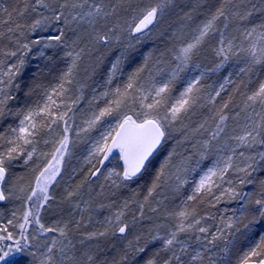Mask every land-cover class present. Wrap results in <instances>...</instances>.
Instances as JSON below:
<instances>
[{
  "label": "snow or ice",
  "instance_id": "snow-or-ice-1",
  "mask_svg": "<svg viewBox=\"0 0 264 264\" xmlns=\"http://www.w3.org/2000/svg\"><path fill=\"white\" fill-rule=\"evenodd\" d=\"M250 2L219 0L189 33L183 29L173 33L170 47L158 57L149 52L114 87L123 75L128 50L163 21L174 0L148 4L143 0H24L23 7L3 9L7 19L0 17V24L7 30L0 31V40L7 39L9 46L0 47V120L12 115L17 123L7 132L0 131V264H130L127 248L110 260L109 250L99 241L127 239L144 218L146 207L164 223L156 225L155 234L149 233L148 239L160 245L143 264H264V179L257 182L253 175H264V80L249 88L243 79L237 83L226 77L218 89L208 90L202 84L207 73L201 71L191 79L183 76L185 86L174 91L182 74L197 67L194 60L205 52L215 58L213 72L233 57L243 59L238 74L244 76L257 65L264 66V17L259 23L250 19L254 12H264V0L251 8L241 7ZM185 17L191 19L190 13ZM37 32L47 35L33 37ZM52 48L62 50L59 58L65 68L47 85L34 79L24 95L35 99L20 104L17 77L25 73L29 53L32 59L51 60L46 50ZM113 50L117 54L107 69L104 90L93 96L95 107L83 113L77 124V105L86 86L81 72L85 77L95 72L104 53ZM229 84L233 87L225 100L221 94ZM236 95L242 122L240 113L232 114L230 108ZM11 101L17 104L10 107ZM198 108L208 114L191 127L187 122ZM94 131L98 135L93 137ZM174 132L181 134L179 145L192 143L198 159L190 166L191 156L176 148L168 152L143 200L131 198L139 216L127 219L129 201L125 200L95 230H85L83 215L45 220L44 214L59 202L82 199L80 189L93 178L102 177V187L119 189L148 172ZM73 137L91 141L86 157L90 167L80 183L69 185L58 196L54 185L60 183L57 177L63 179ZM204 161L209 163L202 167ZM17 162L30 167L31 178L14 175ZM242 185L255 188L243 191ZM185 186L190 193L174 208L156 200L163 196L162 190L178 194ZM232 202L240 204L232 215L208 211L219 212L218 205ZM88 203L82 212L88 210ZM208 220H218L215 231L203 223ZM140 239L138 235L134 256L148 251L147 241L142 245ZM127 247H133L131 241Z\"/></svg>",
  "mask_w": 264,
  "mask_h": 264
},
{
  "label": "rangeland",
  "instance_id": "rangeland-1",
  "mask_svg": "<svg viewBox=\"0 0 264 264\" xmlns=\"http://www.w3.org/2000/svg\"><path fill=\"white\" fill-rule=\"evenodd\" d=\"M151 2H152V0H143L144 4H148ZM170 11H171V13H170ZM173 11H174V9L172 6L166 12V14H172ZM166 14H165V16H166ZM203 19H201V18H199V19L195 18V20L192 18L191 19L187 18V20L183 19V20L177 22L175 24V26L172 27L173 29L172 28L167 29V26L163 23L161 25H158V26L161 29L160 31L162 32V35H165V36L169 35V38L171 40H173V38H172L173 33H178L181 29H183L185 34H187L191 31L192 28H194L196 26V24L200 23ZM252 20L255 21L256 23L260 22L259 19H255V18ZM158 26H156L154 28L157 29ZM221 27H223V25H221ZM154 28H153V30H154ZM153 30L144 39H148L150 34L153 32ZM163 32H165V33H163ZM39 34L41 36L47 35V33H40V32H39ZM54 49L55 48H52V49H48L46 51L48 52L49 55H52L54 53ZM41 58H42V60H44L43 58H46V57H39V60ZM59 61L61 63V67L63 70L65 68V61L61 60L60 58H59ZM231 61H233L232 62L233 67H231V70H233V71H231L229 68V69H227V71L224 72V70L228 67V65ZM194 64L197 67L190 68L189 72L182 74V79L176 83V87L174 89V91L176 93H178L180 90H182V88L185 86L186 82L184 81L183 76H188V78L191 79L192 76L199 75V73L201 71H205L207 73L204 80L202 81V84L204 85L205 89H208V90L218 89L220 84H222L224 82V79L226 77L235 81V79L239 75L238 74L239 70L237 71V67L238 68L243 67L244 61L242 58L233 57L223 69H221L220 71H217V72H213L212 69L215 67V58L212 56L211 52L209 51V52H205V53L201 54V56L198 59L194 60ZM60 71H59V74H60ZM235 71H237V72L235 73ZM254 72L256 75H255V78L252 79L251 74ZM221 73H223V74H221ZM258 74L263 75V77H264V66L257 65L253 69V71L247 75L249 78H251V80H249L250 83L248 84L249 88H250V86H252L253 81L256 80V77H259ZM119 77L120 76H118V78L116 79V80H119L118 84L123 83V81L126 79V77H120V78ZM230 85L231 84H229L227 86V88ZM100 87L101 88H96L95 90H93V93L94 92L98 93V91H100V89L102 91L104 90L103 86H100ZM84 91H85V88L83 89V92ZM93 104H94L93 98L86 96V93H84V94L82 93V99L79 102V104L77 105L78 109L80 107V110L76 112L77 124L80 122V118H81L83 113L88 112L90 107H95V104L94 105ZM100 106H103V101H100ZM203 112L201 111L200 113H203ZM239 113H240V116L238 117V119L242 120V117L244 114L242 112H239ZM205 116L206 115H203V118ZM230 124H231V122H230ZM5 128H6V126L3 129H5ZM7 130L8 129H5L6 132H7ZM97 135H98V133L95 131L91 133V136H93V137L97 136ZM200 138H202V137H200ZM195 139H197V138L193 137V142L195 141ZM73 140L75 142L72 145H70L71 156H68L65 158V164H64L63 169H62L63 179H61L60 177H57V179L60 181L58 188H57L58 189L57 190L58 196L60 194H62L64 188L68 187L69 185H72L74 187L75 185H73V182L80 176L81 173H83L78 178L79 183H80L84 179V177H85V175H86V173L90 167V165H88L86 163V157L88 156L91 141L89 139H76L75 137H73ZM185 144H190V145H188L187 148H185V149L183 146L175 147L177 152L178 153H184L185 155H189L192 157L191 160L196 161L198 159V155L196 154L195 148L192 147V143H185ZM40 147L45 148V146L43 144H41ZM191 148H192V151H191ZM182 150H183V152H181ZM162 162L163 161H160L158 163L157 167H159V164ZM206 165H208V163L203 164L202 167H204ZM190 166H195V163L190 162ZM14 171H15L14 174H20V171L21 172L25 171L27 173L25 179L27 180V179L31 178V169L29 166H24V165L20 164L19 162H17V166L14 168ZM254 176L257 178V182L260 179H264V175H262L261 173H254ZM153 177H155V175ZM196 178L198 179V177H196ZM93 180H96V181H93ZM151 182L149 185L139 186L138 187L139 189L136 191V193H134V194L131 193V196L129 197V195H130L129 192H127V191L123 192L124 188L129 187V181L126 182V186H124V187H121L119 189H109V187H107V186L102 187V185H104V181H103L102 177L99 180H97L96 178H93L91 182L85 183L83 185V187L80 189L82 199L81 198H73V201L71 203L59 202L58 204L54 205L51 209H49L48 213L44 214L45 220L57 218L58 216L56 214V211L61 209L63 217H68L69 214H72L75 219H80L81 215H83L84 223L87 225V228L85 230H95V229L100 228V226H101L100 222L104 221L106 217L111 216L115 211H117L119 209V206L122 205L125 201V200H122V201L120 200L121 202H119L118 200L117 201L115 200V202H111L112 203V204H110L111 207H107V205H109V204H107L105 202H108L109 197H112V198L128 197L127 200L129 201V209L127 212V219L129 221H131L133 214L139 216V212L137 210L138 206L136 203L132 202L131 198L135 195V198L137 200L142 201L144 196L147 195V190L150 187ZM246 187L247 186H243V185L240 186V188L243 191H245ZM82 190H83V192H81ZM57 191H55V193ZM162 191H163V196H156V200L163 199L164 205H167V207L169 209H171V208H174L177 204H179L181 202V200L184 199L185 196L190 193V187L185 186V188L181 189L180 193H178V194L174 193L171 190H162ZM107 196H108V198H107ZM112 198H111V200H112ZM85 201L89 202L88 203V210L82 212L81 210L84 209V207H85ZM103 203H105V204H103ZM75 204H79L80 208H75L74 207ZM101 204L106 205V207L101 208L100 207ZM154 206H156L155 203H154ZM231 206H232V204H231ZM6 207H7V209L10 210L12 205L8 204V205H6ZM64 207H66V208H64ZM239 207H240V204L238 202H234V207H232V208L238 209ZM54 208H57V209L54 210ZM160 209H161V211H163V206H160ZM233 209L230 210V213H226V215H232ZM89 216L91 217V219H89ZM217 216H219V215H217ZM149 217H151V219H149ZM141 221H143L144 225ZM140 223H142V224H140ZM158 223L163 224L164 220L162 218L157 220L156 219V213L151 212L146 207L144 218L142 220H140L139 223H137V225H139L141 228L153 226V230H150L149 232H147L146 233L147 236H145V239H144V243L147 241L148 251L145 253H140V254L136 255L131 261H129L130 264H143L144 259L147 256L151 255L153 250H155L159 247L160 241L152 242L148 239V235L150 232L152 234H155L154 230L156 229V225ZM203 223H206L207 226H209L211 231H215L216 227L218 226V220L217 221L208 220V221L203 222ZM132 230H133V228H132ZM160 235H164L163 230H160ZM103 239H114V238L113 237L102 238L101 239L102 243L105 241ZM101 240L99 242H101ZM93 243H95V242H93ZM136 243H137V240H135V244ZM139 243H141V242L139 241ZM128 244H129V242L125 243V246L127 249H128V247H127ZM193 247H196L195 243H193Z\"/></svg>",
  "mask_w": 264,
  "mask_h": 264
},
{
  "label": "trees",
  "instance_id": "trees-1",
  "mask_svg": "<svg viewBox=\"0 0 264 264\" xmlns=\"http://www.w3.org/2000/svg\"><path fill=\"white\" fill-rule=\"evenodd\" d=\"M23 3L24 0H0V17H2L3 19H7V14L3 11V9H9L11 10L13 7H23ZM253 4H257V0H251L250 3H246V4H242L241 7H248L251 8ZM219 5V0H174V4H173V9L174 11L172 12V14H166V16H164L163 21L159 24L161 25L162 23L165 24L167 26V29H171L172 27L175 26V24L183 19L187 20V18L185 17V13H190L191 18L195 20L196 19H203L205 18L209 8H212L214 10V8L216 6ZM171 13V11H170ZM264 17V12H260V11H256L253 14V17L250 18L252 19H259L261 20V18ZM166 22V23H165ZM236 23H240V22H236ZM243 23H248V21H244ZM163 26V25H162ZM156 28H154L155 30ZM173 29V28H172ZM7 30V26L6 25H2L0 24V31H4L6 32ZM150 34L148 39H143L139 44H137L134 48L129 49L128 50V58L125 60L124 64H123V75L120 77H127V74H129L131 71H133L135 68L139 67L143 62H144V58L145 56L151 52L153 53L154 57H158L160 55V53L162 51H165L168 47L171 46V44L174 42L173 40H171L168 36L162 35V32L160 31V27L158 26V28ZM164 30V29H163ZM165 33V32H163ZM40 35L39 32H37L36 34H33V37L35 35ZM41 36V35H40ZM173 41V42H172ZM5 46H9V41L7 39H3L0 40V47H5ZM39 47V46H38ZM33 53H37V48H33ZM33 53H29V60L27 63V67H26V71L23 75L17 77V79L19 81H21V89L22 91L19 93L18 95V102L20 104H23L25 100H29V99H35V97L29 98L27 96L24 95V93L28 90L29 87L32 86L33 84V80L34 79H38L40 82L44 83V84H49V82H55L54 78L57 77L59 75V71L62 70L61 67V63L59 61V56L62 55V50L60 49H54V53L51 55L52 59H47V58H43L44 60H42V58L39 60L38 59H32L31 57L33 56ZM56 53H59V55H55ZM117 54L116 50L110 51V52H105L104 53V60L102 63H100L99 65H97L95 72H91L89 71L88 75L85 77L83 71L81 72V76L85 78L86 80V86L85 91L82 92L83 94L86 93V96L92 97L96 94V92L93 93V90H95L96 88H101L100 86L103 85L104 80L106 79V74H107V69L110 65V62L112 61L113 57ZM99 55V53L97 54ZM8 60H5V63H8ZM62 62V61H61ZM233 61H231L228 65V67L224 70L227 71V69L231 67H233L232 64ZM87 66V64L85 65ZM38 69L41 70L38 74ZM239 70V68L237 67V71ZM233 71V70H231ZM235 71V73L237 72ZM223 74V73H221ZM254 74V75H253ZM255 72L251 74L252 79L255 78ZM259 77H256V80L253 81L252 86H250V88L257 86L258 81L260 80H264L263 75L258 74ZM119 77V78H120ZM118 78V77H117ZM243 79L245 84H249L251 80V78H249L248 76H244L242 74H239L238 77L235 79V81L237 83L240 82V80ZM119 80H115L113 83V87L116 86V84H118ZM233 87V85L231 84L227 89L228 91L224 92L221 94V96L223 97V99H227L228 95L231 94V88ZM102 90L100 89L101 92ZM218 101L222 102L220 100V98H217ZM17 104V101H11L9 106L12 107L14 105ZM94 105V104H93ZM240 97L239 95L235 96V99L233 101L232 104H230V108L232 109V114H235L238 110V112H240ZM92 106V105H91ZM78 109V107H77ZM80 110V107L78 109V111ZM203 113H200V112ZM237 112V113H238ZM207 110L206 109H197L194 114L191 117V120L188 121L187 123L190 124L191 127H195L197 122L202 121L203 119V115H207ZM243 120V117H242ZM241 120V122H242ZM17 122L16 117L12 116V115H8L7 117H5L3 120H0V131L6 132L5 129H8L10 126H13L15 123ZM231 123H233L232 121H230ZM6 126L5 129H3ZM181 134L178 132H174L173 133V139H170L168 141V143L166 145H164L163 149L160 152V155L156 158V160L153 161V165L149 167V171L144 173L142 176L138 177V178H134L132 181H129V187L124 188L123 192H129V197L131 196V193H136V191L139 189L138 187L141 185H149L150 182L152 181V179H154V175L156 173V170H158L157 165L160 161H163V159L167 156L168 152H171L173 148L177 147V146H181L177 143V138H180ZM190 144H184L183 147L184 149L187 148V146ZM192 151V148H191ZM183 152V150L181 151ZM178 159V158H177ZM191 163L195 161L191 160ZM205 163H209L208 161H204ZM18 169V168H17ZM14 169H13V173H14ZM26 172H21L20 174H14L15 176H23L26 177ZM83 173L80 174V176ZM254 175V174H253ZM79 176V177H80ZM78 177V178H79ZM76 179L73 182V185H76L79 183V179ZM96 181V180H93ZM247 185L245 191H249V190H253L255 188V185ZM55 191H57L58 186L54 185ZM83 192V190L81 191ZM56 194H58V191L56 192ZM108 198V196H107ZM106 198V199H107ZM109 197L108 202H105L107 204H112L111 202H115V200L121 202L122 200H127L128 197H118V198H112ZM121 200V201H120ZM103 203V204H105ZM232 204V206H231ZM66 205V204H65ZM232 207H234V202L232 203H223L218 205V208L220 209L219 212H217L216 209H209L208 211L210 212H216L217 215H226L223 210L225 208H227L229 211L227 213H230V210L233 209ZM66 208V207H64ZM57 208H54V210ZM57 216L59 217H63L62 215V210L59 209L58 211H56ZM143 223V221H141ZM140 223V224H142ZM144 225V223H143ZM260 225H257L256 228H260ZM150 230H153V226L151 227H146V228H141L139 225L136 224L135 227H133V230H131L128 234H127V239H122L119 236L113 237L114 239H103L105 240L102 243L99 242L105 249L109 250L108 251V258L111 260L112 257H117L119 258L120 255H123V252L126 248L125 243L131 241L133 247L128 248V258L129 261H131L135 256L133 255L134 252V246L135 244V240L136 237L139 235L141 236L140 239V244H145L144 243V239L145 236H147V232H149Z\"/></svg>",
  "mask_w": 264,
  "mask_h": 264
}]
</instances>
